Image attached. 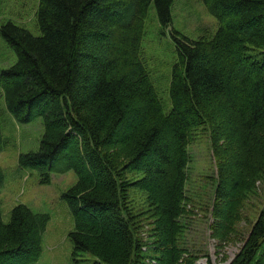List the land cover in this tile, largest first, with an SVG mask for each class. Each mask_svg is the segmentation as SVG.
I'll list each match as a JSON object with an SVG mask.
<instances>
[{
  "label": "trees",
  "instance_id": "obj_1",
  "mask_svg": "<svg viewBox=\"0 0 264 264\" xmlns=\"http://www.w3.org/2000/svg\"><path fill=\"white\" fill-rule=\"evenodd\" d=\"M173 2L38 0V35L0 25L16 56L0 70L6 108L19 123L41 117L44 127L38 149L20 153L18 165L42 183L52 172L77 177L62 193L75 264L83 254L97 264H193L182 245L192 214L188 146L204 125L216 161L210 236L241 244L227 264H264V206L246 234L238 229L264 183V0H202L218 24L213 34L171 30L177 57L166 112L140 51L148 9L166 28ZM3 180L0 167V190ZM48 220L19 203L4 223L0 205V264L36 261Z\"/></svg>",
  "mask_w": 264,
  "mask_h": 264
},
{
  "label": "rangeland",
  "instance_id": "obj_2",
  "mask_svg": "<svg viewBox=\"0 0 264 264\" xmlns=\"http://www.w3.org/2000/svg\"><path fill=\"white\" fill-rule=\"evenodd\" d=\"M38 0H0V25L11 21L38 35L36 21ZM172 23L162 28L157 20L155 9H148L144 22V33L141 41V60L145 64L161 103L168 112L171 109L169 81L171 68L176 61L177 52L172 39V29L191 38L198 39L213 34L217 21L212 17L202 0H174L171 7ZM13 50L0 36V70L15 62ZM0 127L3 136V150L0 151V167L3 171V185L0 190L1 217L4 223L10 219L12 208L21 203L33 213H44L49 216L42 232L40 257L27 264H75L72 259L73 245L68 237L73 229V216L62 193L76 181L73 170L63 173L52 172L49 183L40 182V174L33 168L18 165L20 153L35 151L44 127L41 117L29 123H19L7 110L0 89ZM190 162L187 166L186 195L189 197L187 207L192 214L184 218L186 232L182 245L188 248L193 256V264H227L238 252L241 244L217 242L211 238L209 224L212 221L209 208L216 186V161L211 147V130L209 125L197 128L188 146ZM141 195L144 197V194ZM138 202L144 205L140 194ZM264 206V183H259L256 193L252 194L244 213L249 220H242L238 229L246 234L250 223ZM209 207V208H208ZM249 221V222H248ZM139 235L144 239L149 224L143 222ZM78 264H97L90 254L79 257Z\"/></svg>",
  "mask_w": 264,
  "mask_h": 264
}]
</instances>
